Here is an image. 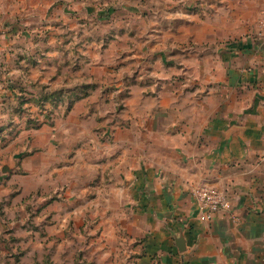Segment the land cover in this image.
<instances>
[{
  "label": "rangeland",
  "instance_id": "obj_1",
  "mask_svg": "<svg viewBox=\"0 0 264 264\" xmlns=\"http://www.w3.org/2000/svg\"><path fill=\"white\" fill-rule=\"evenodd\" d=\"M191 15L187 0H0V264H140L127 165L155 156L173 98L207 93L198 53L253 30L209 39Z\"/></svg>",
  "mask_w": 264,
  "mask_h": 264
},
{
  "label": "crops",
  "instance_id": "obj_2",
  "mask_svg": "<svg viewBox=\"0 0 264 264\" xmlns=\"http://www.w3.org/2000/svg\"><path fill=\"white\" fill-rule=\"evenodd\" d=\"M187 1L202 8V17H191L202 22L206 38H235L250 26L253 30L198 53L201 60L187 70L207 93L173 98L171 111L158 117L168 123L153 133L155 156L127 165L128 203L148 222L138 261L264 264V32L256 21L264 0ZM199 36L193 32L189 38ZM181 102L192 103L189 116ZM204 182L225 191L236 218L226 212L202 218L192 188ZM179 237L185 239L184 250Z\"/></svg>",
  "mask_w": 264,
  "mask_h": 264
},
{
  "label": "built area",
  "instance_id": "obj_3",
  "mask_svg": "<svg viewBox=\"0 0 264 264\" xmlns=\"http://www.w3.org/2000/svg\"><path fill=\"white\" fill-rule=\"evenodd\" d=\"M257 27L264 32V6L259 12ZM192 195L200 208L203 219H212L217 212H226L236 218L235 214H233L231 200L227 197L225 191L218 187L205 182L199 183L193 186Z\"/></svg>",
  "mask_w": 264,
  "mask_h": 264
},
{
  "label": "water",
  "instance_id": "obj_4",
  "mask_svg": "<svg viewBox=\"0 0 264 264\" xmlns=\"http://www.w3.org/2000/svg\"><path fill=\"white\" fill-rule=\"evenodd\" d=\"M7 167L5 166L3 171H6ZM176 242L181 250H184L185 245V239L183 237H179L176 239Z\"/></svg>",
  "mask_w": 264,
  "mask_h": 264
}]
</instances>
